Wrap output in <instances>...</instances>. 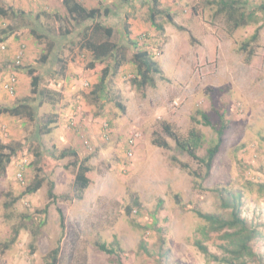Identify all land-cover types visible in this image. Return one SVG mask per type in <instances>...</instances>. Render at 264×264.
Listing matches in <instances>:
<instances>
[{"label":"rangeland","instance_id":"rangeland-1","mask_svg":"<svg viewBox=\"0 0 264 264\" xmlns=\"http://www.w3.org/2000/svg\"><path fill=\"white\" fill-rule=\"evenodd\" d=\"M77 1L88 9L100 7L102 16L69 27L62 0H0V8L8 14H0V38L5 39L0 45H6V50L0 49V107L28 102L35 109L33 121L0 116V140L20 144L16 159L5 173L0 171V264H48L56 248L58 264H222L195 246L202 239L199 229L206 225L195 210L223 212L211 191L217 187L243 194V218L260 232L254 242L257 258L248 264H264V12L257 13V24L231 30L227 14L219 13L213 0H161L162 13L156 21L163 29L158 30L150 20L152 0ZM249 1L252 6L264 4ZM95 22L114 30L111 41L125 47L130 59L134 49L125 32L128 27L132 40L160 65L162 74L155 76V87L137 90L132 84L135 67L124 64L104 93L96 91L100 71L111 60L90 67L93 56L84 48L83 34L87 28L91 34ZM259 26L263 27L258 47L247 62L240 47ZM34 27L37 34L49 35L55 42L47 63L42 57L51 41L33 35ZM59 28H70L72 34L60 38ZM90 36L95 42L106 40L103 33ZM57 40L62 46L59 52ZM19 53L23 56L17 65ZM28 68L39 73V95L31 93ZM12 73L17 81L11 95L4 84ZM225 110L230 120L225 143L210 175L196 179L190 171L204 175V167L162 132V123L186 136L191 118L200 119L198 111L216 124ZM52 115L57 116L56 125L48 127L52 132L39 133ZM198 127L205 135L198 149L204 158L216 132L203 124ZM155 132L167 140L168 149L153 144ZM135 134L130 156L128 139ZM67 149H77L78 159H60ZM85 157L92 168L87 174L90 184L80 191L75 176ZM173 158L189 169H182ZM36 174L44 179L42 187L23 197ZM51 183L54 199L48 196ZM8 194L19 196L10 208L4 205ZM46 206L43 221L38 212ZM24 215L31 221L12 248L2 253V244ZM99 242L115 253L100 251ZM204 242L211 253L222 254L219 235Z\"/></svg>","mask_w":264,"mask_h":264},{"label":"trees","instance_id":"trees-1","mask_svg":"<svg viewBox=\"0 0 264 264\" xmlns=\"http://www.w3.org/2000/svg\"><path fill=\"white\" fill-rule=\"evenodd\" d=\"M129 1L130 0H123V2L125 3H128ZM61 3V5L64 7V16H66L69 27H72L74 24L76 27V25H81L87 21H96L103 14L100 7L88 9L84 4H81V2H78L77 0H62ZM152 3L153 4L150 13V20L153 26H155L158 30H162L163 27L156 21L157 14L162 13V11L159 10L161 0H152ZM211 4H214L218 7L219 13L224 12L227 14L228 19L231 23V30H236L241 27H248L253 23L257 24V13L260 11L264 12V4H261L260 6H252L250 5L249 0H213ZM11 11L14 13V10ZM108 12L109 11L106 9L104 13L108 14ZM0 14L4 16L8 15L7 12L1 8ZM39 19L40 17L38 14L36 16V20L39 21ZM93 24L94 25L92 26V29L90 28L91 34L87 32L89 31L88 28L83 34L84 48L89 50L93 56V63L90 64V67L91 69H95V63H102L105 60H111V63L105 66L100 71V81L96 86V91H102L104 93L108 89L107 82L117 74V72L123 67L124 64H131L133 65V67H135L134 72L136 74L134 79L132 80V84L137 88V90L143 92L148 87H155V76L162 74L160 65L154 59V56L150 51L139 48L137 42L132 40L128 27H125V32L129 44H131L134 49V52L130 59L126 53L125 47L118 46L116 43L111 41V38L114 35V30L112 28L104 27L101 23L98 22H95ZM262 27L263 26H259L252 37L249 40L245 41L240 47L241 51L246 54L247 62H251L256 53V48L258 47L256 46L258 44L257 40L260 38V31ZM31 32L40 40L44 39L51 41L47 43L51 44V48H49L48 52H46L47 55L42 57V62L47 63L55 47V42L49 39V35L37 34V30L35 29V27L32 28ZM57 32L60 38L67 37L72 34V30L70 28H66L64 31L62 30V28H59ZM99 33H103L106 36L105 41L95 42L94 39L91 38L92 36H90L97 35ZM0 40L4 41L5 39L2 40V38H0ZM61 47V42L57 40L56 48L58 49V52L62 49ZM14 75L17 78V75ZM28 75L31 77V93L35 96L39 95L41 86V78L39 76V73H37V70L33 68H28ZM15 88L16 85H14V89ZM116 105L120 107L121 110L125 111V108L121 104L117 103ZM3 114H9L14 117H26L30 121L35 120V109L28 102H21L12 108L0 107V116ZM55 115L49 117L47 122L43 126H41L43 130L40 129L39 133L41 131H45L46 134H50L52 132V128L48 127L56 125L57 116ZM198 115L200 116V119H197L195 117L191 118L192 125L186 136L179 134L168 122L162 123V132L173 139L176 146L181 151L186 152L194 161L202 165V168L204 167V175L197 171H190L191 175L196 179H205L210 175L214 161L216 160L221 147L225 143V136L229 129L230 120L226 110L219 115V121L216 124L212 123L210 116L206 112L198 111ZM201 124L207 127H211L214 132H216V139L210 143V146L208 147L206 156L204 158H201L198 155V149H200L205 142V135L198 127ZM154 136L155 138L152 142L155 146L165 149L169 148L167 140L159 132H155ZM19 146L20 144L15 143L4 144L0 140V171L2 173H5L6 167L16 159L19 151ZM68 156H73L75 157V159H78V150H63L60 153L59 158L63 159ZM88 161H90L89 157L83 158L76 171L75 184L80 191L86 189L90 184V179L88 178L87 174L91 172L92 168L86 165ZM173 162L178 164L182 169H189V166L187 164L182 163L178 159L173 158ZM31 165H35L34 162H31ZM42 169V166H39L37 170L41 172ZM43 182L44 179L40 178L36 174L33 181L28 184L25 192L22 194L23 197L37 193L42 187ZM53 189L54 184L51 183L48 193L50 199L55 198ZM211 191L216 193L219 199L220 208L223 210V212L221 214H206L202 213L201 211L195 210L196 215L206 223L205 226L199 229L202 239H198L195 242V246L209 260L213 261L214 263L248 264L250 261H254L257 258V252L254 246V242L260 237V232L257 230L256 226L253 227L247 222L245 218H243V194L227 187H217L215 189H212ZM8 197L9 201H6L4 204L7 208L12 207L19 200V196L12 197L11 194H8ZM175 199L177 203L180 204L179 197L176 196ZM47 212V206L42 212H38L43 218V221L46 217ZM128 214H132L131 209H128ZM29 221H31L30 216H21L20 224L16 225L12 229V237L8 240H5L2 244V253H6L12 248L14 243L17 241L18 236L20 235L21 229L26 228V224ZM60 222L61 226L64 227L65 217L62 212H60ZM155 222L156 220H154V223ZM215 234L219 235V238L223 241V244L220 246V249L222 250L221 255L211 253L208 246L204 242L212 239V236ZM97 247L100 251L109 255H113L115 253V250L113 248H109L105 243L99 242L97 243ZM58 253V248L51 251V254L49 256L50 262L48 264H58Z\"/></svg>","mask_w":264,"mask_h":264},{"label":"built area","instance_id":"built-area-1","mask_svg":"<svg viewBox=\"0 0 264 264\" xmlns=\"http://www.w3.org/2000/svg\"><path fill=\"white\" fill-rule=\"evenodd\" d=\"M0 47H1V50H3V51L6 50V46L4 44H1ZM22 56H23L22 53H19V55L17 56V58H16V60H17L16 64L17 65L20 64ZM16 81H17L16 76L14 74H12L11 75V79L10 80L8 79L5 82L4 88L7 91V93H9L11 95L14 93V85L16 84ZM136 137H137V134L132 135L131 137H129L128 146H130V149H129V155L130 156L133 155L132 152H133V146H135V142H136L135 138Z\"/></svg>","mask_w":264,"mask_h":264},{"label":"clouds","instance_id":"clouds-1","mask_svg":"<svg viewBox=\"0 0 264 264\" xmlns=\"http://www.w3.org/2000/svg\"><path fill=\"white\" fill-rule=\"evenodd\" d=\"M1 44H4V43H1ZM5 45V44H4ZM6 46V45H5ZM0 49H1V47H0Z\"/></svg>","mask_w":264,"mask_h":264}]
</instances>
